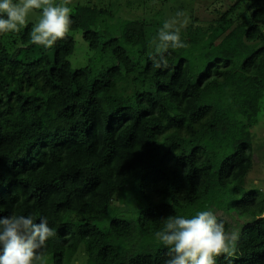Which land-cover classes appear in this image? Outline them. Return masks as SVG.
<instances>
[{"label":"trees","instance_id":"1","mask_svg":"<svg viewBox=\"0 0 264 264\" xmlns=\"http://www.w3.org/2000/svg\"><path fill=\"white\" fill-rule=\"evenodd\" d=\"M244 3L248 20L234 18ZM212 11L180 31L161 11L111 25L112 7L78 5L50 14L45 40L0 13V264H73L82 247L86 264H264V194L243 191L264 100V0ZM71 32L112 66L74 69ZM128 186L144 206L132 220L113 206ZM232 213L244 219L235 247L223 242ZM184 235L210 257L187 258Z\"/></svg>","mask_w":264,"mask_h":264},{"label":"rangeland","instance_id":"2","mask_svg":"<svg viewBox=\"0 0 264 264\" xmlns=\"http://www.w3.org/2000/svg\"><path fill=\"white\" fill-rule=\"evenodd\" d=\"M139 0H44L38 4V7H45L49 11L40 12L34 8L32 1L28 0H0V13L13 15V27L23 28L26 25L34 24V31L36 36L45 40L49 37L48 28L50 25L49 16L53 15L54 19L58 17L63 18L65 15L74 11L75 7L82 5L83 7L111 9L116 14V18L109 22L111 25H117L118 22L125 20H138L145 17H154L156 12H162L164 18L168 20L169 24L180 31L186 30L187 24L190 19V14L196 11V17L200 20H211L216 14L212 10L223 11L233 6L237 0H172L168 5L163 8L162 5H157L151 12L150 7L145 9L144 7L138 8ZM132 6V7H131ZM173 6V7H171ZM42 7V8H43ZM51 7V8H50ZM182 7L187 10L186 15L178 13V8ZM172 9V11L170 10ZM248 4L244 3L242 7L236 12L234 18L247 13L244 19L248 20L249 13L247 12ZM251 17V14H250ZM57 23L58 21L55 20ZM76 41V50L71 57V63L74 67L80 68L92 64L97 70L106 69L113 64L112 58L108 55V58H103L99 55L94 61H90L92 57L96 58V52L91 51L89 45L83 38L82 32H71ZM93 59V58H92ZM252 143H253V162L254 169L248 176L245 182V188L243 191L258 190L264 194V100L262 103V111L259 115V123L252 129ZM128 186L124 190L120 197H116L113 206L121 213V217L132 220L137 218L140 210L144 206L139 202L137 194L134 189ZM218 217H228L225 213H218ZM231 219L230 229L231 232L223 239V242L230 246L235 247L238 239V234L241 233V224L244 219L238 218L235 214H230ZM248 221H245V224ZM183 242L187 244L188 249L184 253L187 258L198 257H210L208 251V245L203 237H195L194 235L182 236ZM86 254L82 247L76 255L73 264H86ZM50 264L51 261L49 262Z\"/></svg>","mask_w":264,"mask_h":264}]
</instances>
